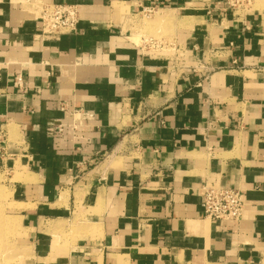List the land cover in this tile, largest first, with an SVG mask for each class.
Here are the masks:
<instances>
[{
	"label": "crops",
	"instance_id": "1",
	"mask_svg": "<svg viewBox=\"0 0 264 264\" xmlns=\"http://www.w3.org/2000/svg\"><path fill=\"white\" fill-rule=\"evenodd\" d=\"M50 4L75 6L74 32L41 34ZM0 177L16 264H264V16L0 0ZM205 184L239 188L242 218H205Z\"/></svg>",
	"mask_w": 264,
	"mask_h": 264
},
{
	"label": "built area",
	"instance_id": "2",
	"mask_svg": "<svg viewBox=\"0 0 264 264\" xmlns=\"http://www.w3.org/2000/svg\"><path fill=\"white\" fill-rule=\"evenodd\" d=\"M41 34L58 38L61 34L74 32L78 13L74 5L50 4L41 9ZM149 14L152 8H144ZM62 130L61 126L57 131ZM244 197L239 188L211 186L205 184L202 190L201 208L203 216L209 220L237 222L242 218Z\"/></svg>",
	"mask_w": 264,
	"mask_h": 264
},
{
	"label": "rangeland",
	"instance_id": "3",
	"mask_svg": "<svg viewBox=\"0 0 264 264\" xmlns=\"http://www.w3.org/2000/svg\"><path fill=\"white\" fill-rule=\"evenodd\" d=\"M224 2L237 14L256 12L264 16V0H224ZM30 4L34 7L37 6L38 9L42 6L41 3L31 2ZM143 19L147 22L150 15L143 16ZM170 28L171 26L168 24L162 26L159 24L148 27L147 31L151 33L149 36L159 39L168 37L171 32ZM10 197V189L0 185V263L3 262V264H16L15 262L19 260L17 253L21 252L22 256H27L29 252L28 243L24 238L25 232L22 230L20 222L13 216L12 209L16 205L12 203ZM10 219L15 220L16 223L9 221ZM20 260H24V258Z\"/></svg>",
	"mask_w": 264,
	"mask_h": 264
}]
</instances>
